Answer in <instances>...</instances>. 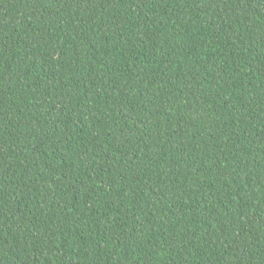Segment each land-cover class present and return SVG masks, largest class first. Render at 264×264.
<instances>
[{"label": "trees", "instance_id": "obj_1", "mask_svg": "<svg viewBox=\"0 0 264 264\" xmlns=\"http://www.w3.org/2000/svg\"><path fill=\"white\" fill-rule=\"evenodd\" d=\"M0 264H264V0H0Z\"/></svg>", "mask_w": 264, "mask_h": 264}]
</instances>
